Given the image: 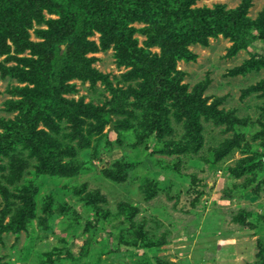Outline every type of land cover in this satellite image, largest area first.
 I'll list each match as a JSON object with an SVG mask.
<instances>
[{"label":"rangeland","instance_id":"374dc122","mask_svg":"<svg viewBox=\"0 0 264 264\" xmlns=\"http://www.w3.org/2000/svg\"><path fill=\"white\" fill-rule=\"evenodd\" d=\"M69 1L0 0V19L17 14L0 42V264H255L264 44L189 18L245 9L257 35L264 0H153L169 16L138 0ZM167 35L177 48H163ZM135 51L166 59L164 79Z\"/></svg>","mask_w":264,"mask_h":264},{"label":"trees","instance_id":"16d2710c","mask_svg":"<svg viewBox=\"0 0 264 264\" xmlns=\"http://www.w3.org/2000/svg\"><path fill=\"white\" fill-rule=\"evenodd\" d=\"M10 1L14 2L15 0H10ZM131 1L132 0H130V2ZM50 2L52 3L53 0H50ZM74 4H75V1L70 0L63 7L70 8V6H73ZM137 7L142 8L143 12L149 11L153 15H162V16L171 15V11H167L165 10V8H163V10L161 11L159 7H155L153 0H138ZM222 10L223 9H218L216 12L195 11L194 16L192 18H189L190 19L189 23L198 32L205 31L206 28L212 25L213 28L217 30L218 32L222 31V32L229 34V36L233 40H235L238 43V45L243 46V47L249 46L250 43H252L253 41L255 42L260 41L264 44V29H263L264 27H262L263 22L260 26L257 27L260 30L259 34L254 35L252 33L253 31L252 26L254 25L248 22V20L244 19V21H247V23H245V25L243 26L241 23V20L239 19V17L241 18L242 13H246L245 9L240 14H234V12L226 13L224 10L223 11ZM126 13L127 14L129 13V15L133 14L132 11H126ZM16 16L17 14L15 11H10L7 16L0 19V24L2 25V28L0 29V42H2L4 45H6V37H7V34L9 33L8 30H10L11 28H15L17 26L16 20L12 18V17L15 18ZM16 32L19 33L18 29L16 30ZM18 36L22 38V41L20 39L19 40L15 39V45L17 47V51L23 52L26 50L27 47L31 46V44L26 43L25 36H22L20 33ZM69 36H71V32L68 29L62 27L59 31L58 38L55 40H58V42L62 41L64 43L65 40H67L66 38ZM172 38L174 40H172ZM176 38L177 37L175 35H167L162 42L163 48L168 47V46H172L174 47V49L177 48L179 44ZM66 44H67L66 45L67 50H66L65 56L68 57V61H72V58L80 59V58H76L79 55L75 53L72 45L68 43ZM136 54L137 52L135 51L133 56H136ZM136 60H137L138 65L141 66L143 70H146L150 74V76H153L156 80L164 79L160 76V74L161 73L165 74L166 70L169 68V62L164 58L159 59L157 63H152L150 61H146V59L144 60L143 58L137 55ZM72 64H74V62ZM255 64L259 66H264V55L261 58L257 59ZM67 70L71 72L72 70H74V67H68ZM65 74L66 73L64 72L61 77H56L55 81L62 84V80ZM161 83H162L161 85H165V87L167 85L170 86V84L167 83L166 80H163ZM156 94H159V92ZM181 101L186 102V100L183 98H181ZM153 108H156V105H154ZM85 110L88 111L89 108L87 107L85 108ZM157 114H158L157 111L156 112L153 111V116L157 117ZM106 115H107V112H105V116ZM14 134L15 135L13 137L15 140L20 139V138L21 139L28 138L27 132L23 129H17ZM8 139H11V138L9 137ZM2 148H3V144L1 143L0 150H2ZM261 247H262V250L260 251V255H258L259 253H257L258 258H256L255 264H264V245L261 244Z\"/></svg>","mask_w":264,"mask_h":264}]
</instances>
